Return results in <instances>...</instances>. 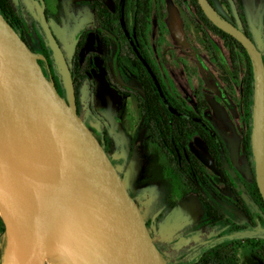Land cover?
<instances>
[{"label":"water","instance_id":"95a60500","mask_svg":"<svg viewBox=\"0 0 264 264\" xmlns=\"http://www.w3.org/2000/svg\"><path fill=\"white\" fill-rule=\"evenodd\" d=\"M197 1L214 26L244 47L253 64L252 144L256 183L264 201L262 53L209 0ZM38 7L68 100L45 76L39 61L46 59L35 54L0 14V215L11 253L13 238L20 264H47L52 246L68 264H165L126 182L77 113L67 62L45 11ZM214 48L226 65L215 43ZM15 158L40 186L31 189L17 176Z\"/></svg>","mask_w":264,"mask_h":264},{"label":"rangeland","instance_id":"374dc122","mask_svg":"<svg viewBox=\"0 0 264 264\" xmlns=\"http://www.w3.org/2000/svg\"><path fill=\"white\" fill-rule=\"evenodd\" d=\"M86 1L88 0H13L24 23L25 38L35 54L41 55V45L49 44L44 37L37 5L42 3L41 9L48 12L53 32L70 59L79 35L95 26L93 13ZM163 1V9L155 7L149 31L153 59L171 91L181 96L191 107L199 99L207 101V114L216 130L214 133L223 140L229 152L230 162H224L225 167L235 180L238 190H244L242 184H248L251 172L250 163L244 157L241 139L246 128L244 113L239 97L236 96L241 94V84H236L232 97V93L227 92L216 81L215 76L218 74L212 51L207 47L196 23L175 0ZM212 1L220 14L228 20L235 18L239 27H245L264 53V0H240L242 20L239 12L236 13L232 0ZM212 42L221 47L218 39L213 38ZM50 51L54 55L51 48ZM86 52L106 55L94 32L89 34ZM244 65L245 60L240 57L241 79ZM110 74L123 91H138L132 77L121 72L112 74L110 71ZM76 104L84 121H97L106 132V152L118 173L123 176L133 197L139 201L152 235L158 241L165 240L161 250L166 254L168 264H193L202 252L228 238V233L220 238L218 236L222 230L206 225L196 198L172 174L167 159L150 144L137 100L111 86L100 58L94 57L90 72L79 90ZM192 150L205 165L224 197L228 198V192L223 188L219 172L212 164L204 144L195 138ZM222 207L227 209L226 206ZM249 208L255 218L260 215L252 204ZM176 212L183 215L178 218ZM236 213L242 219L240 224L246 227L244 233L236 234V237L264 239V227L258 224V228L242 214ZM0 247L4 248L2 243ZM48 257L55 264H68L61 252L53 246L49 248ZM2 258L5 259L4 252ZM235 264L262 262L250 248H241Z\"/></svg>","mask_w":264,"mask_h":264},{"label":"trees","instance_id":"16d2710c","mask_svg":"<svg viewBox=\"0 0 264 264\" xmlns=\"http://www.w3.org/2000/svg\"><path fill=\"white\" fill-rule=\"evenodd\" d=\"M175 1L188 11L191 19L199 28L207 47L212 51L218 74L215 76L216 81L223 85L227 92H231L232 97L235 93L236 84L238 82L241 84V94H236V96L238 95L237 97H239L244 113L246 128L241 139L244 157L250 163L251 172L248 184H242L244 190H238L235 180L232 179L229 172L225 169L223 158L229 163V152L223 140L214 133L216 130L206 115V111L209 108L207 101L199 99L196 107L193 108L181 96L171 93L162 81L160 73L153 62L148 37L155 7L159 6L163 9V0H109V2L106 0H89L88 6L93 11L96 23L95 30L103 43L104 50L112 58L109 61L108 57L100 56V59L106 69L111 86L123 92L125 96H131L137 100L138 107L146 123L150 144L164 153L170 167L180 178L184 188L196 197L208 225L215 230H222L218 237L221 238L224 233L233 231L236 233L241 232L245 228L240 224L241 218L235 215H224L213 205L212 195L216 192V187L208 175L205 165L192 150V142L195 138H199L203 142L210 160L220 171L227 187L233 192L236 198V206L241 214L256 227H258V224L264 227V201L256 183L252 144V125L255 108L253 64L247 51L237 40L218 29L208 20L197 0ZM209 2L215 8L212 0H209ZM232 2L236 13L238 14L239 12V18L242 19L238 0H232ZM0 14L29 46L28 40L25 38L24 23L17 14L12 0H0ZM46 14L48 16V13ZM233 24L237 26L235 22ZM243 32L251 38L250 33L246 29ZM43 33L44 37L47 38L44 29ZM88 34L89 31L87 30L79 37L75 44L74 54L70 59L63 54L76 90V98H78L83 81L90 72L94 57H97L92 52H86ZM213 38L218 39L221 43L223 55L228 63L227 66H224L218 60L212 44ZM58 45L62 50V46ZM41 47L42 56L46 59L45 63L48 66L47 72L55 82L58 93L67 101L64 79L55 56L51 54L50 45L44 43ZM259 50L264 56L263 49ZM240 57L245 60L242 79ZM39 64L43 66L44 62L40 61ZM111 69L112 74L121 72L132 77L138 86V91L130 92L127 89L123 91L114 82L110 74ZM44 74L47 77L46 73ZM77 113L82 119L78 110ZM84 122L96 136L103 149L106 150V132L100 128L99 122ZM222 151L223 154L221 153ZM121 178L124 180L122 175ZM227 187H225L226 191ZM249 202L260 212L256 220H254V216L248 208L247 203ZM0 243L4 247H0V264H6L11 253V242L6 224L1 215ZM154 243L160 249L161 243L155 240ZM53 247L57 250L55 246ZM240 248H250L264 264V239L245 236L229 237L225 241L214 245L200 257L196 264H232L237 260V252ZM2 251L5 255L4 260ZM160 253L165 264H168L166 254L161 251Z\"/></svg>","mask_w":264,"mask_h":264},{"label":"flooded vegetation","instance_id":"af4514ba","mask_svg":"<svg viewBox=\"0 0 264 264\" xmlns=\"http://www.w3.org/2000/svg\"><path fill=\"white\" fill-rule=\"evenodd\" d=\"M89 1V0H88ZM88 1H86V4L88 5ZM105 1V0H104ZM239 2H238V6L240 7V11H241V13H243L242 12V10H241V2H240V0H238ZM12 2H13V0H12ZM213 2V1H212ZM42 3H40V7L42 6L41 5ZM13 5H14V7H15V9H16V11H17V14H18V9H17V7L15 6V4H14V2H13ZM212 5V4H211ZM213 6V5H212ZM37 7H38V5H37ZM89 7V6H88ZM216 8V7H215ZM89 9H90V7H89ZM91 10V9H90ZM216 10V9H215ZM45 11V13H48L46 10H44ZM92 11V10H91ZM219 14H220V12L218 11V10H216ZM92 13H93V11H92ZM19 15V14H18ZM225 20H227V21H229L230 23H232L233 24V22H235L236 24H237V26H238V23L236 22V20H235V18L234 19H232V20H228L226 17H224L222 14H220ZM46 16H47V14H46ZM94 16V15H93ZM41 19V18H40ZM238 19V18H237ZM242 19H244L243 18V14H242ZM242 19H240V20H242ZM47 20H48V23H49V26H50V28H51V30H52V32H53V29H52V27H51V24H50V19H49V15L47 16ZM94 23H95V21H94ZM41 25H42V22H41ZM234 25V24H233ZM243 25H245V22L243 23ZM236 26V27H237ZM42 27H43V25H42ZM238 29H240L241 31H243L244 29H245V27H243V28H241V27H237ZM44 29V28H43ZM96 23H95V26L93 27V28H89V29H86V30H84L80 35H79V37L85 32V31H89V34L90 33H92V32H94L95 34H96V36L99 38V40L101 41V39H100V37H99V35H98V33L96 32ZM45 32V31H44ZM53 34H54V32H53ZM89 34H88V37H89ZM46 35V34H45ZM54 36H55V34H54ZM79 37H78V39H79ZM149 38V37H148ZM55 39H57L56 38V36H55ZM77 39V40H78ZM251 40H253V38H252V36H251V38H250ZM48 40V39H47ZM57 41H58V39H57ZM77 42V41H76ZM253 42L256 44V42L253 40ZM101 43H102V41H101ZM58 44H60V42L58 41ZM212 44H213V48H214V43L212 42ZM61 45V44H60ZM102 45H103V43H102ZM257 45V44H256ZM62 46V45H61ZM29 47L31 48V50L35 53V51L32 49V47H31V45L29 44ZM219 47V49L222 51V46L220 47V46H218ZM257 47H258V45H257ZM149 48H150V43H149ZM258 49H260L259 47H258ZM61 50V49H60ZM105 51V50H104ZM214 51H215V48H214ZM61 52H62V54H64L65 55V53H64V51H63V49L61 50ZM106 52V51H105ZM150 53H151V49H150ZM223 53V52H222ZM262 53V52H261ZM94 54H96V53H94ZM215 54H216V51H215ZM63 55V56H64ZM97 55V54H96ZM151 55H152V53H151ZM41 57H43L42 56V53H41V55H40ZM99 55H97V58H100V56L98 57ZM216 56H217V54H216ZM224 56V55H223ZM262 56H263V54H262ZM104 57H111V56H108V54H107V52H106V55L104 56ZM152 58H153V56H152ZM217 58H218V56H217ZM224 58H225V56H224ZM109 59V61H111V59L112 58H108ZM263 59H264V56H263ZM218 60H219V58H218ZM42 62H44V65L43 66H41V68H42V70H43V72L44 73H46V75H47V78H51L50 77V75L48 74V66H47V64L45 63V61H43V60H41ZM220 61V60H219ZM225 61H226V65L225 64H223L221 61V63L224 65V66H227L228 65V63H227V60H226V58H225ZM153 62L155 63V61H154V59H153ZM39 63H40V61H39ZM103 63V62H102ZM155 65H156V63H155ZM156 67H157V65H156ZM157 69H158V71H159V68L157 67ZM110 71H112V69L110 70ZM159 73H160V71H159ZM160 77H161V79H162V81L166 84V86L168 87V89H169V91L171 92V93H174V94H176L175 92H173V91H171V88H170V86L168 85V83L164 80V78H163V76L161 75V73H160ZM76 91V90H75ZM187 102V101H186ZM197 104V103H196ZM138 105V104H137ZM196 107V105L193 107V108H195ZM139 108V107H138ZM208 110V109H207ZM141 111V110H140ZM142 113V112H141ZM206 115H207V117H208V119L210 120V118H209V116H208V114H207V111H206ZM144 118V117H143ZM210 123H211V120H210ZM212 124V123H211ZM213 126V125H212ZM214 128V127H213ZM212 133H213V131H212ZM197 139H199V138H197ZM200 140V139H199ZM201 141V140H200ZM202 142V141H201ZM203 143V142H202ZM219 144V143H218ZM156 149H158L157 147H156ZM159 150V149H158ZM222 150V149H221ZM160 151V153L163 155V157L165 158V159H167L166 158V156L164 155V153H162V151L161 150H159ZM105 152H106V150H105ZM107 153V152H106ZM222 154H223V151L221 152ZM108 155V154H107ZM111 160V159H110ZM168 161V160H167ZM223 161L224 162H226L225 161V159L223 158ZM113 163V162H112ZM168 164H169V162H168ZM213 164V163H212ZM114 165V164H113ZM214 165V164H213ZM224 166H225V164H224ZM169 167H170V164H169ZM216 168V167H215ZM217 169V168H216ZM225 169L227 170V168L225 167ZM170 170H171V172H172V174L176 177V178H178L179 180H180V178L173 172V170H172V168L170 167ZM218 170V169H217ZM208 172V171H207ZM218 172H219V175H220V179H221V181H222V186H223V188L225 189V187H227V185H226V183L224 182V180H223V178H222V175H221V173H220V171L218 170ZM228 172V171H227ZM120 175V174H119ZM209 175V174H208ZM120 177H121V175H120ZM211 178V177H210ZM212 179V178H211ZM181 181V180H180ZM212 182L214 183V180L212 179ZM181 183H182V181H181ZM234 184H235V182H233ZM182 185H183V183H182ZM214 186L216 187V192L212 195V197H213V205L215 206V207H217L218 208V210L222 213V214H224V215H226V214H229V215H235V216H237L238 218H240L239 216H238V214L236 213V212H238V213H240L241 214V212L238 210V207L236 206V198L234 197V194H233V192L231 191V189L229 188V187H227L228 189H227V191H228V198H225L224 197V195L222 194V191H221V189L219 188V186L218 185H216L215 183H214ZM236 186V185H235ZM184 187V186H183ZM186 190V189H185ZM187 191V190H186ZM188 192V191H187ZM129 193L131 194V191L129 190ZM189 193V192H188ZM224 193V192H223ZM190 194H192V193H190ZM225 194V193H224ZM132 195V194H131ZM193 195V194H192ZM194 196V195H193ZM132 197H133V195H132ZM195 197V196H194ZM134 199H135V201L137 202V204L139 205V207H140V209H141V212H142V214H143V216H144V218H145V221H146V223H147V226H148V229H149V232H150V234H151V237H152V239H153V242H154V240L155 241H157L158 243H161L160 245L162 246V243H164L163 242V240L164 239H162V240H160V241H158L153 235H152V232H151V229H150V224H149V222L146 220V217H145V214H144V212H143V209H142V207H141V205H140V203H139V201L135 198V197H133ZM196 198V197H195ZM234 198V199H233ZM197 200V199H196ZM198 202V201H197ZM226 202H228L229 204H226ZM199 204V203H198ZM223 206H226V210L224 209V207H222V205ZM252 203H247V205H248V208H249V206L251 205ZM253 205V204H252ZM254 206V205H253ZM201 208V207H200ZM222 209H224V210H222ZM249 210H250V208H249ZM251 211V210H250ZM177 214H176V216L179 218V217H181L182 215H183V213H179V212H176ZM202 214H203V210H202ZM204 218V217H203ZM177 219V218H176ZM247 219V218H246ZM205 220V219H204ZM248 220V219H247ZM254 220H256V218L254 217ZM249 221V220H248ZM250 222V221H249ZM205 223H206V225L207 226H209L208 225V223H207V221L205 220ZM251 223V222H250ZM252 224V223H251ZM254 225V224H253ZM210 227V226H209ZM244 228L246 229V227L244 226ZM244 229V230H245ZM244 230H242L241 232H235V231H233V232H229L228 233V238L229 237H232V238H236V234H241ZM244 233V232H243ZM242 233V234H243ZM237 237H238V235H237ZM243 237V236H242ZM227 238H225V240H226ZM225 240H223V241H225ZM165 241V240H164ZM223 241H221V242H223ZM221 242H219V243H221ZM218 243V244H219ZM155 244V243H154ZM215 245H217V244H215ZM161 246H160V249L158 248V250H159V252L161 251V252H163L162 250H161ZM214 246V245H213ZM213 246H211V247H209L207 250H205L204 252H202L200 255H199V257L197 258V260L193 263V264H196L198 261H199V259H200V257L204 254V253H206L209 249H211ZM241 249V248H240ZM240 249L238 250V252H237V260L236 261H234L232 264H235L237 261H238V253H239V251H240ZM161 254V253H160ZM163 258V257H162Z\"/></svg>","mask_w":264,"mask_h":264},{"label":"bare ground","instance_id":"6f19581e","mask_svg":"<svg viewBox=\"0 0 264 264\" xmlns=\"http://www.w3.org/2000/svg\"><path fill=\"white\" fill-rule=\"evenodd\" d=\"M12 163H13V167L15 169L17 176L29 188L33 189L34 186H40L38 184V182L30 175V173L25 168H23V166H21L19 159L15 158L12 161ZM8 232H9V234H12L10 228H8ZM48 256H49V250H48ZM48 256H47V263L48 264H55L49 260ZM9 264H20V260H19V257H18L17 251H16V246H15V242H14L13 238H12V253H11L10 260H9Z\"/></svg>","mask_w":264,"mask_h":264}]
</instances>
